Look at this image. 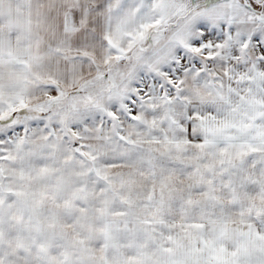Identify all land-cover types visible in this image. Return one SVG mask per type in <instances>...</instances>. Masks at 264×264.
I'll use <instances>...</instances> for the list:
<instances>
[{
	"label": "snow or ice",
	"instance_id": "snow-or-ice-1",
	"mask_svg": "<svg viewBox=\"0 0 264 264\" xmlns=\"http://www.w3.org/2000/svg\"><path fill=\"white\" fill-rule=\"evenodd\" d=\"M0 264H264V0H0Z\"/></svg>",
	"mask_w": 264,
	"mask_h": 264
}]
</instances>
